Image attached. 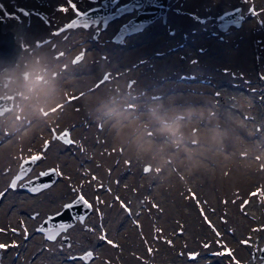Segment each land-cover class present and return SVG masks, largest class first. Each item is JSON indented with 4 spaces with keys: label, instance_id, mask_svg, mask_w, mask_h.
Masks as SVG:
<instances>
[{
    "label": "rangeland",
    "instance_id": "obj_1",
    "mask_svg": "<svg viewBox=\"0 0 264 264\" xmlns=\"http://www.w3.org/2000/svg\"><path fill=\"white\" fill-rule=\"evenodd\" d=\"M0 1L9 9L14 4H21L30 8L32 13L39 15L40 8L44 9V1L47 2V0ZM109 1L112 2L110 11L113 12L128 0ZM180 1L183 0H168L166 15L163 19L160 15L156 16L142 29L116 39L112 37L121 23L135 16L137 12L135 6L131 10L114 14V16L106 19L104 27L100 23V17L97 22H90L86 26L79 25L76 28L61 32L59 35L54 33H57L59 29L69 23L72 17L75 16L73 12L69 17H51V19L53 18L51 24L49 23L51 21L49 16L41 12L42 18H48L49 20L47 26L43 27L44 29L39 26L36 27L37 34L36 31L34 33L30 32L31 21H28V18L24 20L20 16L10 17L8 20L3 21L1 28L8 31L10 29L12 32L11 39H13V42L10 47L15 48L17 40L20 43V49L18 52L16 51L14 65L5 68L6 65L0 74V94L5 91L14 92L15 94L12 108L0 115V128L4 127V124L10 126L4 128L0 133V143H5L4 145L0 144V167L2 173H8L7 179L0 183V194H2L0 195V233L3 235L10 233L12 238L6 241L3 235H0V244L3 241L7 244V248L0 251L2 263L71 264V262L66 261L71 260L69 257H78L79 259L76 260H79L81 264L113 263L111 257L103 254V249L96 234L98 229L95 220L89 217L90 213H93L94 202L89 199V196V198L85 196L86 188L90 185L95 187L99 185L96 179L94 180L86 175L89 174L88 171L92 167V162L88 164L89 155L86 154H89V150L84 140H87L88 137L90 139L91 130L87 128L90 126L92 129L91 126H95L94 120L85 118V121L81 123V119L76 118L75 126H80L84 131L81 136L76 137L75 141L77 143H73L74 140L70 130L72 125L70 123H63L56 127L50 125L42 131V125L36 121V117L33 120L34 124L32 123L29 127H27L30 123L29 120L25 119L18 124L13 118V109L20 106L26 111L29 107L24 109V106H29L30 100H33L30 106L37 112V103L32 95L34 92H39L40 98L46 97L47 89L43 88V85L49 78L54 77L56 70H58V75L64 78L63 83L70 84L71 86L68 85L67 87L74 90L79 88L80 93H84L90 88L96 90L98 85L109 90L106 93L107 97L103 95L95 100L96 105L102 103L105 107L100 110V113L96 114V119L99 118L101 121L99 124L106 123L105 125L109 126L118 118L117 123L120 126L126 129L134 127L129 133L132 135L131 140L137 141L135 148L140 158L134 160L131 167L132 172H126L122 179V205L124 207L121 206L117 210L121 211L118 212L120 214L128 213L127 207L132 213L128 215L127 222L119 229V233L114 234V237L119 239V245L115 247L119 249L115 252V256L118 258L117 264H125L121 256L124 260L127 258L126 260L130 264H250L251 259L248 257L247 251L250 248L249 246L251 244L258 245L264 241V0L249 1L248 3H245L244 0H221L218 7L208 13L204 12L207 10L206 5L195 7L196 10L186 13L185 8L188 5V0H184L186 2L185 6ZM103 3L106 2L104 0H75L80 12L92 6V4L104 6ZM235 5L240 6L244 14L240 25L230 24L227 26V30L218 28L219 19H217V14L221 10L229 9V7ZM250 7L254 8L259 15H254L250 11ZM113 20H117V24L113 29L114 31L112 30L105 39L109 45L103 48L102 38L104 32L111 25V21L114 22ZM37 23V20H35V24ZM250 23L251 26H249ZM183 25H186L184 31L188 33L185 37L180 36L183 31H180L179 27ZM154 26L158 27L155 37L164 38L166 45L168 42L173 44L169 43V46L166 47L163 43L156 44L153 42L154 32H156ZM252 27L253 44L256 45L254 50L257 57L251 54L255 59L243 68L247 70L246 75L239 77L238 69L240 68H237L238 71H236L227 65L238 64V62L231 60L229 63L220 54L227 52L226 54L230 55L232 53L233 57H236L235 52L238 49L243 51L244 46L248 48V54L246 55L249 56L250 50L246 36L250 34ZM146 31L151 32L146 33ZM76 33L78 37H85L84 40L75 41ZM25 34L29 41L26 46ZM43 34L56 36L55 40L49 43L45 38L34 40L36 37L43 36ZM226 37H230L229 44L225 43ZM125 38L127 41L135 39L136 42H130L126 47H123L121 44ZM203 45H209L211 47L210 51ZM136 48L143 49L142 54L140 53L138 56L140 59L137 58L135 62L136 68L139 66L140 69H143L145 63H142V60L147 58L150 59V67H157L158 62L168 64L159 82L151 78L146 86L140 83L136 84L134 80L137 81L139 76L141 78L145 76L143 74L144 70L137 69L135 75L129 72L132 69L133 61L127 62V65L124 63L126 67L118 63V57L122 52ZM159 49L165 51L160 52ZM79 52L82 54V59L74 64L75 55ZM93 52L95 54L92 55ZM36 54L43 58L42 62L37 64L41 66L39 69L33 68L32 63L30 64L32 56ZM201 54H204V58L200 56ZM236 54L239 55L238 52ZM64 55L67 56V59L63 62ZM172 55L176 57L178 55L175 70L169 69L171 68L169 62L172 60ZM111 56H113L112 60ZM88 57H90L91 62L97 61L96 63H99L98 61H100L101 63L96 66V73H98L96 76L95 71H89L86 64L80 65L87 62ZM113 60L115 61L112 62ZM215 62H222L226 65L216 67L214 66L217 65ZM67 64L74 68L70 69L71 67ZM109 64L113 67L117 65L120 75L113 80L114 83L115 80L121 78L123 69L126 71L124 75L127 77L122 83L123 86L117 88V91L112 86L113 81H103L105 74H110L109 68L111 67ZM2 74L9 75L5 80V85H3ZM85 76L89 77V80L94 78L86 86L83 85ZM166 83L168 86L160 91H149L151 88H158ZM139 84L140 87H136ZM131 89L135 91H138V89L143 90L135 95L127 94L128 90ZM175 92L182 94L184 99H177ZM193 94H196L197 98L201 100L195 99ZM51 95L54 94L51 92ZM99 95H102V93H99ZM110 95L112 98L109 97ZM118 95L120 99L116 101ZM189 99H192V102ZM176 105L180 106V110L170 114L171 108ZM14 106L16 107L14 108ZM182 109L200 110L183 112ZM35 112L30 114L34 115ZM119 112L122 114L120 113V116L117 117L116 115ZM81 114L83 115V112ZM85 115L87 114L85 113ZM15 125H18V128H15L19 133V142H28L34 148H36V144L39 146L43 144L42 138H51L53 131L57 132L66 128L70 133L71 145L74 144L75 146L74 149H71L72 152L67 149L70 144L56 138L49 139L51 144L48 145L47 143V147L45 146L43 150L51 148L54 143L58 142L66 146L64 149L69 152L67 158L78 155L79 151L83 152L80 157L75 158L78 167L83 166L80 170L81 173H79L80 178L68 186L65 183H59V179L62 177L60 172L57 173V165L54 162L46 164L54 166L57 176L49 183L51 186L42 189L41 192L54 187L56 185L54 182L58 180L57 183L59 184L56 187H63L60 191L57 190L60 196L55 201L56 203L53 202V206L48 209L41 210V207L44 206L41 201L46 198V194L39 193L40 191L36 193L26 192L19 185L23 179L35 175L38 168L45 166L43 164L36 167L39 160L34 162L25 176L16 181V188L13 189L9 186V180L15 173L19 160L16 158V165H14L9 159L7 162L4 159L14 146L12 139L6 142L10 137L5 138V136L8 135L6 131L14 132L12 128ZM50 127H54V130L50 131ZM112 130L115 132L114 135H111ZM86 131L88 135L85 134ZM116 131L117 129L109 126V128L106 127L104 133H106V136L110 135L113 138L117 134ZM94 140H96L94 144L98 143V139ZM40 150L39 148L37 151ZM49 152L51 154L52 149H49ZM57 155L61 156L60 152ZM39 156L42 157V154ZM163 164H165L164 167H161ZM67 167L69 168L70 165H67ZM157 167L160 170L155 176ZM8 168H12V170L9 171ZM145 169L149 170L145 172ZM175 178H177L175 180L177 182L176 188H179L178 186L181 184L183 187L186 185L184 193L185 197L191 198V206H188L187 203L182 204L180 200L174 198L172 182ZM145 179L149 183L143 189L140 186H142ZM168 184H171V189L167 187ZM76 193H82L84 198L92 205V208L89 210L90 215L87 214L83 221H77L78 224L82 225L84 233L80 235V238L85 239L86 246L81 251L73 250L68 253L66 247L71 246L73 237H75L69 233L70 227L74 225L73 223L60 232L55 241L46 239L43 233L37 230L36 225L40 223L46 213L60 209L61 203L71 199ZM117 193L120 194V192ZM253 193L258 194L252 195ZM28 194H33L32 196L37 198L33 199L30 195L24 196ZM167 195H169L171 202L179 203L177 205L174 203L178 209L176 208L175 212L170 211V214H167L160 207L159 209L163 211L158 219L162 221L165 229L171 233L170 235L174 236V241L172 244H167V246L158 242L155 246L157 253L154 255L146 250L147 243L152 240L149 235L150 231L147 229L143 231V228H140L143 225L145 229L148 220L145 219L144 224L137 220L141 213L152 214V208L149 203H144V198L150 196L151 201H155L157 197L164 207L168 200ZM16 214L20 217L19 222L12 224L11 216ZM142 220L140 219V221ZM23 221L30 229V236L24 231ZM133 221L137 222L135 226ZM109 224L108 219H103L102 226L107 228L110 238L111 236L113 238V235L108 231V227L112 229ZM169 225L174 226L170 229L167 227ZM126 226L129 227L130 233H127L125 237ZM22 241H25L26 244L24 245ZM245 241L248 243H244ZM205 245H208V247H205ZM226 249L231 250V257L227 254H215L225 252ZM89 252L93 254L90 258L80 259ZM189 252L198 255L195 259H191L190 254L186 258L183 255H178V253ZM147 255H151L152 258L146 261L145 257ZM51 257H53L52 263ZM99 257H104L105 261L99 260Z\"/></svg>",
    "mask_w": 264,
    "mask_h": 264
},
{
    "label": "bare ground",
    "instance_id": "obj_2",
    "mask_svg": "<svg viewBox=\"0 0 264 264\" xmlns=\"http://www.w3.org/2000/svg\"><path fill=\"white\" fill-rule=\"evenodd\" d=\"M220 1L221 0H191V1L188 0L187 1L188 5L185 8L186 13H190L191 10H196L195 7H204L205 5L207 7V10L204 12H206V13L211 12L212 10H214L218 7ZM249 1L257 2L258 0H244L245 3H248ZM72 2L75 3V0H72ZM184 2H185L184 0L180 1V3L185 6L186 2L185 3ZM46 4H47V6H46ZM44 6H43L44 9L40 8V10H39L40 15L32 13L30 8H28L29 10L26 8L28 10V13H29V15L28 16L26 15V17L29 18L28 21H31L30 32L34 33V31H36V34H37L38 33V31L36 29L37 26L42 27V28L47 26L49 19L48 18H46V19L42 18L41 12H43L44 14L49 16L50 19L53 16L69 17L70 15H72V12H73V10L70 8L69 4L67 3V0H47V2L44 1ZM4 7L7 10H9V8L6 7L5 4H4ZM62 7L68 8L69 10L67 12L60 11V9ZM14 14L17 15L18 13L16 12ZM23 16L25 18V15H23ZM53 18H55V17H53ZM53 18L49 22L50 24L52 23ZM35 20H37V22H38L37 24H35ZM113 21L114 22L111 21V25L104 32V35L102 38L103 42H104L103 48H105L109 45L105 39L108 37L110 32H112V30L115 28V26L117 24L116 23L117 20H113ZM249 26H251V23L249 24ZM153 28H155V31H156V32H154L153 42H155L156 44L157 43H163L164 46H166V47L169 46L168 44L170 42H168V44L166 45V41L164 40V38L155 37V34H157V32H158L157 31L158 27L154 26ZM185 28H186V25L179 27V30L183 31V32H181L180 36L185 37V35L188 34L184 31ZM252 30H253V27L251 28L250 34L249 35L247 34V36H246L247 37L246 39L248 40V47L250 50L249 56L246 55V54H248L247 53L248 48H245L244 46H243L244 49L242 48L244 52L242 50L240 51L239 49L236 51L239 53V55H237L235 52L236 57H233L232 53L230 55L226 54L227 52H223L220 54V56L222 55L224 57V59H226L227 62L229 61V63L231 62V60H235L236 62H238V64H231V65L227 64V65H229L230 68H232L236 71L239 70L238 71L239 77H243L246 75L247 70H245L243 68H245L250 63V61L253 62V60L255 59L252 57L251 54H253L257 57V53L254 50V48H256L255 47L256 45L253 44L254 43L253 42L254 37H253ZM150 32L151 31H146V33H150ZM77 33H76L77 37H76L75 41H83L85 37H78ZM55 37L56 36L52 37L51 34H43V36L36 37L34 40H41L42 38H45L47 40V43H49V42L54 41ZM24 38H26L25 39V46H26V44L29 43L28 37L26 34H25ZM229 38L226 37V42H225L226 44L230 43V42L228 43ZM100 39H101V37H100ZM130 42H136V40L135 39H129L127 41L125 38V40L122 42L121 45L123 47L124 46L126 47V45L129 44ZM172 42H174V41H172ZM85 43H87V42H85ZM170 44H173V43H170ZM203 46L206 47L210 51L211 47L209 45H203ZM143 48H145V47H143ZM44 50H46V49H44ZM142 50H143L142 48H136L133 50L127 49L126 51L122 52L121 55L118 57V60H119L118 63L121 64L123 67H126L124 65V63H126V65H127L128 64L127 62L133 61L134 63H132V66H131L132 69L129 70V72L132 74H135V75H136L137 69L144 70L143 74L145 76L143 78H141L139 76L137 81L134 80V83H136V84L140 83V84L146 86L150 82L151 78H153L154 80H157V82H159L162 79V77H163L162 74L165 73L166 65H168V64L163 63V62H158L157 67H155V68L150 67V64H149L150 59L147 58V59L142 60L143 61L142 63H145V67H143V69H140L139 66L136 68L135 62H136V60H137V58H138V56ZM159 50H160V52L165 51L164 49H159ZM217 50H219V49H217ZM222 50H224V49H222ZM232 51H235V50H232ZM95 52H93L92 55L95 54ZM214 52H216V51L214 50ZM180 53H181V51H180ZM200 56L204 58V54H201ZM112 58H113V56H111V60H112ZM177 58H178V55H177V57L175 55H172V60L169 62L171 64V68H169V69L175 70L174 69L175 63L178 62ZM42 59L43 58L39 57V55L36 54V55L32 56L30 64L32 63V66H34L33 68L39 69L41 66H38L37 64L41 63ZM66 59H67V56L64 55L62 58V61L64 62V60H66ZM107 59H108V57H107ZM138 59H140V58H138ZM258 59H259V57H258ZM115 60H113L112 62H114ZM212 61H215V60H212ZM96 62L95 61L91 62L90 57H88L87 62L82 63L80 65L86 64V66H88L89 71L93 70L96 73L97 72L96 66H98L97 64H99L100 61H98L99 63H96ZM216 64L217 65H214L216 67H221L223 65H226L222 62L216 63ZM64 65H66V64H64ZM67 65L69 67H71L70 69L74 68L69 64H67ZM110 67L111 68H109L110 69L109 80L111 82L114 79H116L117 77H119L120 75H119V72L117 70V65L116 66L114 65V67L112 65H110ZM237 68H240V69L237 70ZM243 70H245V71H243ZM124 72L126 73V71L123 69V71L121 73V78L118 80H115V83H114V81L112 82V86L114 87L115 91H117V88L119 89L123 86L122 83L125 80V78L127 77L124 75ZM58 74H59L58 70H56V74L54 75V77L49 78V80H47L44 83L43 88L47 89L46 97L40 98L39 92H34V94L32 95L35 102L37 103V105H36V111L37 112H35L31 106L29 107L30 110L28 108L24 112H19L17 109H14L13 118H14L15 122H17L18 124L21 123L22 121H24L25 119L29 120L30 123L27 125V127H29L32 125V123L34 122L33 120L36 117V121H38L42 125V131H44L46 129V127H48L50 125L56 127L57 125H60L63 123H66V124L70 123L72 125L70 130H71L72 138L74 140L73 143H77V141H75L77 139L76 137L81 136V133L84 131L82 128H80V126H78V125L75 126L76 118L78 117L79 119H81V123H83L85 121V118H87L88 120H91V119L94 120L95 126H91L93 130L90 128V126H88V128H87V129L91 130V132H90L91 137H90V139L88 137L89 141H88V139L84 140V142H85V144L89 150L88 151L89 154H86V155H89V160H87V161H89L88 164L90 162H92V167L88 171L89 174H86V175L87 176L89 175L90 178L95 177L96 181L99 182V185L96 187L94 185H90V187L86 188L85 189V192H86L85 196L87 198L90 197L89 199H91L92 202H94L93 213H90L91 215L89 213L88 214L90 215L89 217H92L93 220H95L96 227L98 229L96 234H97V237L99 239V244H101V247L103 249V254H106V256L111 257L113 260L112 261L113 263L105 262V264H117L118 258H117V256H115V252L117 250L119 251V249H117L115 247H117L119 245V243H118L119 239L114 237V234L119 233L118 232L119 229L122 227V225H124V223L127 222L128 215H130L132 213V211L127 209V207H126V210L128 211V213L125 212L124 214H120L118 212H121V211L117 210V208L118 209L121 208L122 202H123L122 201L123 193L121 190V185H122V181H123L122 179H123L124 174L126 172L127 173H129V171L132 172L133 169H131V167L134 163V160L140 158L139 153H138L137 149L135 148L137 145V141L131 140L132 135H130V133H129V132H131L130 130H132V128H134V127H132V128L130 127V129H126L125 127L120 126L117 123V121L119 120L118 118L116 119V118H114V116H112L116 120L114 123L109 124V126L113 129L114 128L117 129V131H116L117 134L113 138L110 135L106 136V133H104V132L106 130V127L109 128V126L105 125L106 123L105 124H99V122H101L100 119L99 118L96 119L97 118L96 114H98V112L100 113V110H103L105 107H104V104H102V103L96 105L95 100L101 98L103 95L104 96L106 95V97H107L106 93H108L109 90L108 89L106 90L105 89L106 87L103 88L100 85H98L97 86L98 89H96V90H94L93 88H90V89H87L86 92L80 93L79 88H75V90L73 88H68L67 86L70 84H68V83L64 84L63 83L64 78L62 76H59ZM97 74L98 73H96L95 76ZM170 75H173V74H170ZM75 76H77V75H75ZM75 76H70V77H75ZM93 79L94 78L89 80V77L85 76V80L83 81V85L86 86V84H90L93 81ZM140 84L136 87L139 88ZM144 86H142V87H144ZM167 86H168V84L166 83L164 85H160L158 88H151L149 91H152V90L160 91L161 89H164ZM140 90H143V89H138V91L131 89V90H128L127 94H129V95L134 94L135 95V94L141 93ZM70 91H72V92H70ZM51 92L54 94L53 96L51 95ZM110 92L112 93V91H110ZM99 93H102V95L98 96ZM174 94H176L177 99H181V98L184 99V97H182V94L180 95L179 92H175ZM193 96L195 99H200V98H197L196 94H193ZM109 97H111V95ZM118 99H120L119 95L116 98V101ZM104 100H106V99H104ZM189 100L192 102V99H189ZM202 100H204V99H202ZM107 102H109V101H107ZM68 107H70V108L67 110ZM179 107H180L179 105L172 107L171 111L169 113L171 114V112L179 111L180 110ZM109 109H111V108H109ZM192 110L199 111L200 109H192ZM192 110L182 109L183 112L184 111H192ZM34 112H35L34 115L30 114V113H34ZM81 112H83V115L81 114ZM94 112H96V113H94ZM85 113L87 115H85ZM120 113L121 112L117 113L116 116L119 117ZM123 115H124V113H123ZM1 124H3V123L1 122ZM117 124H118V126H117ZM6 127H10V126L8 124L7 125L4 124V127L0 128V133ZM15 127L18 128V125H15L14 128H12V130H14V132L6 131V133H8V135H6L5 138L10 137L6 142H8L9 140L12 139V143L14 144V146L12 145L13 149H12V151H10L8 153L7 157L6 158L4 157V159H6V162L9 159L11 161V163L14 165H16L15 164L16 160L21 155L25 154L26 151L29 149V147H27L28 142H26V143H20L19 142V139H20L18 136L19 133H18V131H16L17 128H15ZM117 127H119V128H117ZM114 133L115 132L112 130L111 135H114ZM85 134L88 135L87 131L85 132ZM94 139H98V143L94 144V142L96 141ZM15 142H17V144H15ZM0 144L4 145L5 143H0ZM76 146H77V144H76ZM37 147H39V145L36 144V148ZM64 148H66L65 145H62L61 143H58V142L54 143L51 148L46 149L47 150V151H45L46 153L42 155V157L39 160L36 167H38V165H43V164L46 165L48 162H54L59 169L58 172H60V176L62 177L59 179L60 180L59 183H61V184L65 183L68 186L70 183H74L75 181H78L80 178L79 173H81L80 170L83 166L78 167V164L75 161V158H77V156L80 157V155L83 154V152L77 150V151H79L78 155H75L73 157L69 156V158H67V154H69V152H67ZM74 148H75L74 144H72V145L70 144L67 147V149H69L70 152H72L71 149H74ZM49 149H52L51 154L49 152ZM84 149L86 150L85 147H84ZM58 152H60L61 156L57 155ZM79 157H78V159H79ZM67 165L68 166L70 165V167L68 168ZM164 165L165 164L161 165V167H164ZM84 166L86 167L87 165H84ZM44 167L46 169L48 166H44ZM8 169H9V171L12 170V168H8ZM159 170H160L159 167H157L155 169V176L157 173H159ZM7 174L8 173H6V174L2 173L1 167H0V178H1L0 183L4 182L7 179V176H8ZM128 177H129V175H128ZM176 179L177 178H175L172 182V189L174 191H173V193L172 192L171 193L174 194V198L180 200V202L182 204L187 203V204H189L188 206H191V198L185 197V193H184L186 185H184L185 188L182 186V184L178 186L179 188H176L175 187V185L177 183L175 181ZM227 179H226V181H227ZM228 180H230V179H228ZM58 181H55L54 184H56V185L59 184V183H57ZM174 182H175V184H174ZM148 183H149V181H147V179H145L143 181L142 186H140V187H142L144 189ZM234 183H235V181H234ZM173 184H174V186H173ZM56 185L49 190L42 191L43 194H46V198L41 201V204L44 205L43 207H41V210L46 209V208L48 209V208L52 207L53 202H55L57 200V198L60 196L57 193V190L60 191V189H63V187L59 188V187H56ZM167 187L170 188L171 184H168ZM4 190H5V188H4ZM42 192L40 191L39 193H42ZM117 192H120L121 195ZM39 193H37V194H39ZM29 195L33 199L37 198L35 196H32L33 194H28V195H24V196H29ZM166 198H168V200L165 203L164 207L161 204V201L157 197H156L157 201L156 200L151 201L150 196L144 198V203L150 204V206L152 208V214L141 213V214H139V217H138L139 219L137 220L138 222H141L142 224H144L146 222L145 219L148 220V222L146 223L147 224L146 228L144 229L143 225H141L140 228H143V231H145L146 229L150 231L149 235L152 238L153 243H152V240H150V243H147V245H146V250H148L149 253H153L154 255H156V253H157L155 246L157 245L158 242L167 246V244H172L174 241L173 240L174 236L170 235L171 233L165 229L162 221H160L158 219V216L163 211L162 209H159V208L162 207L167 214L168 213L170 214V211H172V212L176 211L177 206H175L174 203H176V205L179 203L178 202H174V203L171 202L169 200L170 199L169 195H167ZM58 205L60 206V204H58ZM45 212H46V210H45ZM45 212H44V214H45ZM48 212H50V211H48ZM113 213H116V214H113ZM183 217H184V215H183ZM11 218H12V221H11L12 224H15V223L19 222L18 220L20 217L18 216V214H16L15 216H11ZM103 219L109 220V222H110L109 226L112 229H110L108 227V231L113 235V238H112V236L110 238V235L107 232V228L105 226H102ZM140 219H143L142 220L143 222L140 221ZM77 221H79V220H77ZM77 221H74V223H73L74 225H72V227H70V229H69V233L74 235L75 237H73V243L71 244V246L66 247V249L68 250V253L70 251H73V250L81 251V249H83L84 246H86L85 244H87V243H85L86 242L85 239L80 238L81 237L80 235L83 234L84 232L82 231V225L78 224ZM31 223H33V222L31 221ZM135 223H137V222L133 221L134 226H135ZM23 226H24V231H26L27 235L30 236L31 232H30V229L27 226L25 221H23ZM173 226L174 225H169L167 227L172 229ZM174 228L176 229L177 227L175 226ZM127 233H130L128 226H126L125 237L127 236ZM0 235H3V234L0 233ZM101 237H104V239H101ZM3 238H5L6 241H9L10 239H12L10 233L3 235ZM107 240H111L113 243L108 244ZM154 241H157V242H154ZM22 242L24 243V245L26 244L25 241H22ZM1 244L7 245L4 241L1 242ZM144 247H145V245H144ZM5 248H7V247H5ZM3 251H4V248H3ZM68 253H64V254H68ZM145 258L147 261V260L151 259L152 257H151V255H147V257H145ZM52 259H53V257H51V263H52ZM76 259H79V258L76 257ZM76 259H71V260H66V261L71 262V264H81L80 261L76 260ZM121 259H122V261L125 262V264H130L128 262V260H126L127 258L124 260V258L121 256ZM99 260L105 261V258L99 257ZM1 261H3V260H1ZM119 264H122V263H119Z\"/></svg>",
    "mask_w": 264,
    "mask_h": 264
},
{
    "label": "water",
    "instance_id": "obj_3",
    "mask_svg": "<svg viewBox=\"0 0 264 264\" xmlns=\"http://www.w3.org/2000/svg\"><path fill=\"white\" fill-rule=\"evenodd\" d=\"M142 1L143 0H128L124 4L118 6L117 10L112 12L110 11V5L112 4V2L109 0H104V2H106L105 6L102 7L100 5H95L85 11H82L81 17L79 19V24L88 25L90 22H97L100 17L101 23L104 24L106 19L114 16V14H118L120 12H123L124 10H131L134 5L136 7H139ZM167 1L168 0H145L142 7L136 9L137 13L135 14V16H132L125 20L120 28H118L113 39L120 38L124 36L125 33H132L135 32V30L141 29L146 25V23L150 22V20H152L159 14H161L162 18H164L166 13ZM239 9L240 6H235L231 9L229 8L227 10H222L217 16L218 18L220 17L222 19L219 23V26L221 28H226V26H228L230 22H232L234 25H239L243 17L242 14L239 13ZM75 18L76 17L72 18V20ZM1 22L2 19L0 18V70L4 66L12 64L14 62L16 51L18 52L19 50V44L17 42H15V48L10 47L13 42V39H11L12 32L10 31V29L9 31L1 29ZM8 61L10 62L7 63ZM11 103L12 102L10 95L2 97L0 96V112H3L4 109L10 107ZM31 157L33 156H27V158H23L20 161L17 173L11 180V183L13 180H16L17 176H24L27 170L30 169L33 164V161H31ZM25 161L29 162L25 163ZM46 171H49L50 174L47 176L39 175L40 173ZM54 178V168L52 166H48V168L46 169H40L38 175L30 177L28 178V180L23 181L22 185H24L26 189L29 190L33 186L49 184ZM79 195L81 194H77L73 198H71V200L63 202V206L73 203V201L76 200ZM63 206L61 207V209L47 213L46 216L43 217L38 229H40L41 227L45 229L44 236H47L48 234H55V231L60 223H66L71 226L72 223H74V221L78 219V217H85L87 212L90 210L89 208L79 203L75 204L73 208L67 210ZM259 256L262 257L261 264H264V242L261 245ZM0 264H2L1 261Z\"/></svg>",
    "mask_w": 264,
    "mask_h": 264
},
{
    "label": "snow or ice",
    "instance_id": "obj_4",
    "mask_svg": "<svg viewBox=\"0 0 264 264\" xmlns=\"http://www.w3.org/2000/svg\"><path fill=\"white\" fill-rule=\"evenodd\" d=\"M67 3L69 4L70 8L73 10V12H74L76 18L73 19V20H72L70 23H68L67 25H65L63 28L59 29L57 33H54L55 35H59L61 32H65V31L68 30V29H73V28H76V27L79 26V19H80V17H81V12H80V10L77 8V5H76L75 3L72 2V0H67ZM0 10H3V11H4V14L7 15V16H9V15L14 16V15H15L14 13L9 14V13L7 12V10H4V5H3V4H0ZM68 10H69L68 8H63V7L60 9V11H63V12H67ZM18 11L23 12L25 15H29V13H27V12H26L25 10H23V9H19ZM250 11H252L254 15H259V13H257L256 10H255L254 8H251V7H250ZM65 38H66V37H65ZM81 59H82V54H81V55H78V56L74 59L73 63L75 64V63H77L78 61H80ZM109 78H110V74H105V76H104V78H103V81H107V80H109ZM217 95H219V94H217ZM67 137H68V133L65 131V133H63L62 135L57 136V137H55V138H56V139H60V140L64 141L65 143L71 144L72 141H71L70 139H68ZM45 146L47 147V142H46V145H45ZM40 159H41V157L38 156V155H37V156H33V157H31V161H38V160H40ZM28 162H29V161H25V163H28ZM148 170H149V169H145V172H147ZM49 174H50V172H49V171H46V172H42V173H40L39 175H41V176H47V175H49ZM19 179H20V177L17 176V177H16V180H19ZM93 179H95V177H94ZM16 180H13L12 183L10 184V187L13 188V189L17 187ZM50 186H51L50 184H43V185H40V186H33V187H31L29 190H30L31 192H33V193H36V192H39V191H41L42 189H46V188H48V187H50ZM257 194H258V193H253L252 195H257ZM0 195H2V194H0ZM77 203L82 204V205H84L85 207H87V208H89V209L92 208V205L89 204V202L84 198L83 195H79L78 198H77L76 200L73 201V203L66 204V205H64L63 207H64L66 210H67V209H71V208H73L74 205L77 204ZM122 207H124V206L122 205ZM58 215H59V213H58ZM78 219H79L80 221H83V220L85 219V217H84V216H80V217H78ZM69 226H70V225H68V224H66V223H60V224L58 225L56 231H55V234H48V235L46 236V239L51 240V241H55V240L57 239V235H58L59 231H60V230H64V229H66V228L69 227ZM13 231H15V229H13ZM38 231H40V232H45V229H44L43 227H41L40 229H38ZM101 239H104V237H101ZM107 243H108V244H112L113 242H112L111 240H107ZM169 243H170V242H169ZM244 243H248V242L245 241ZM13 246H15V245H13ZM5 247H7V246H6V245H3V244H0V249H3V248H5ZM205 247H208V245H205ZM215 254H216V255H225V254H227V255H229L230 257L232 256V252H231L230 249H226L225 252L215 253ZM92 255H93V254H92L91 252H89V253L86 254L85 257H80V259L90 258ZM197 255H198V254H195V253L190 254V258H191V259H195ZM69 259H76V257H69Z\"/></svg>",
    "mask_w": 264,
    "mask_h": 264
},
{
    "label": "flooded vegetation",
    "instance_id": "obj_5",
    "mask_svg": "<svg viewBox=\"0 0 264 264\" xmlns=\"http://www.w3.org/2000/svg\"><path fill=\"white\" fill-rule=\"evenodd\" d=\"M250 264H257V262L252 259V261L250 262Z\"/></svg>",
    "mask_w": 264,
    "mask_h": 264
}]
</instances>
